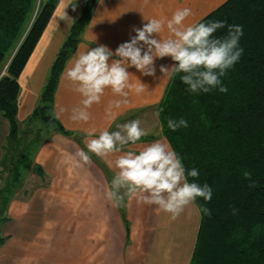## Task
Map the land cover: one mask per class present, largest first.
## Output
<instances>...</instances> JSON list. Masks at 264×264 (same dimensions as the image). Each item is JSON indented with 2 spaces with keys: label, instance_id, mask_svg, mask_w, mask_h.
I'll return each mask as SVG.
<instances>
[{
  "label": "crops",
  "instance_id": "crops-1",
  "mask_svg": "<svg viewBox=\"0 0 264 264\" xmlns=\"http://www.w3.org/2000/svg\"><path fill=\"white\" fill-rule=\"evenodd\" d=\"M83 2L59 0L18 78L16 118L23 129ZM225 2L97 0L81 40L59 77L53 99V112L59 107L66 109L57 120L72 135L43 130L10 193L0 195V264H190L201 219L195 203L175 220L170 214L158 212L157 206L135 199H126L125 206L115 207L104 195L117 171L109 167L115 157L88 153L91 163L84 164L76 156L80 150L87 152V132L92 128L97 134L105 128L115 131L117 124L134 119L141 121L148 135L137 145L128 146L131 150L138 151L156 141L168 144L161 134L156 109L170 81L160 72V66H171L173 61L170 57L157 59L155 76H143L134 67L129 68L133 82L138 77L145 90L130 92L128 103L113 108L114 120L107 114L109 102L122 98L106 90L101 102L89 110L91 120L87 124L69 118L81 97L63 73L79 51L101 44L115 51L135 36L134 28L143 27L148 19L171 18L174 11L187 7L192 15L185 23L194 24ZM65 16L68 18L62 19ZM167 34L165 30L163 35ZM7 135V123L0 114V159ZM34 166L40 168V174Z\"/></svg>",
  "mask_w": 264,
  "mask_h": 264
},
{
  "label": "trees",
  "instance_id": "trees-1",
  "mask_svg": "<svg viewBox=\"0 0 264 264\" xmlns=\"http://www.w3.org/2000/svg\"><path fill=\"white\" fill-rule=\"evenodd\" d=\"M58 2L0 0V114L8 127L4 149L9 157L3 188L12 189L17 182L28 158L27 143L38 142L43 130L72 135L51 115L53 99L97 0H84L24 129L16 118L18 78ZM211 21L226 22L225 28L215 33L217 37L225 36L230 25L243 30L239 40L242 55L222 78L227 91L221 93L217 88L190 93L176 75L170 78L157 106V117L161 134L186 170H198L195 182L212 188L211 201L197 198L195 202L198 210L207 207L211 214L199 210L190 264H264V0H226L198 23ZM169 118H184L188 127L172 131L167 126ZM23 138L20 145H26L27 150L13 161ZM34 167L40 174V168ZM245 170L251 173V180L243 176Z\"/></svg>",
  "mask_w": 264,
  "mask_h": 264
},
{
  "label": "clouds",
  "instance_id": "clouds-1",
  "mask_svg": "<svg viewBox=\"0 0 264 264\" xmlns=\"http://www.w3.org/2000/svg\"><path fill=\"white\" fill-rule=\"evenodd\" d=\"M191 15V9L185 7L174 11L171 18L148 19L143 27L134 28L135 36L121 43L115 51L103 44L79 51L63 73L72 90L81 97L79 106L71 110L69 118L87 124L91 120L89 110L99 104L110 89L114 96L122 98L109 102L107 114L114 120L113 108L128 103L130 92L139 94L145 90V84L138 77L133 82V74L128 69L134 67L143 76H155V61L165 57H170L173 63L161 65L160 72L169 78L179 75L190 93H209L217 88L221 93L226 92L222 78L242 55L243 49L239 46L242 26L230 25L225 36L217 37L215 33L225 28L226 22L186 24ZM165 30L166 36L163 35ZM65 111L59 107L51 115L59 119ZM159 114L158 111L156 115ZM167 126L177 131L187 128L188 122L184 118H169ZM116 129L105 128L97 134L92 128L87 132V152L76 153L84 164L91 163L88 153L101 158L115 157L109 161V167L117 171L104 193L115 207L125 206L126 199L129 202L135 199L138 203L157 206L158 212L170 214L175 220L197 198L211 201L212 188L195 182L198 170H186L182 159L168 144L156 141L138 151L128 147L137 145L148 135L139 119L117 124ZM243 176L251 180L247 170ZM250 186H254V182ZM199 210L211 214L207 207Z\"/></svg>",
  "mask_w": 264,
  "mask_h": 264
},
{
  "label": "rangeland",
  "instance_id": "rangeland-1",
  "mask_svg": "<svg viewBox=\"0 0 264 264\" xmlns=\"http://www.w3.org/2000/svg\"><path fill=\"white\" fill-rule=\"evenodd\" d=\"M36 123V122H35ZM24 139L25 138H23V141H21V142H19L18 144H19V146H18V150H17V152L15 153V157L13 158V161L14 160H16V159H18V158H20V156H21V154L22 153H24L25 152V149L27 150V147H26V145L24 146V145H20V144H23L24 143ZM17 144V145H18ZM34 146H35V144L33 145V144H30L29 146H28V149H29V153H28V158L27 159H30L29 157H31V155H32V153H33V149H34ZM5 149H4V147H3V150H2V159H0V179H1V184H0V195H6V194H8L9 192H10V190L11 189H9V187L7 186L6 188H2V181H3V178L8 174V171H7V161L9 160V157L7 156H5ZM24 164H26V163H24ZM4 168V169H3ZM22 168V167H21ZM3 169V170H2ZM23 176H24V171H23ZM29 176V173H27L26 174V176H25V179H26V177H28ZM2 204H3V202H2V200H1V196H0V207H2Z\"/></svg>",
  "mask_w": 264,
  "mask_h": 264
},
{
  "label": "water",
  "instance_id": "water-1",
  "mask_svg": "<svg viewBox=\"0 0 264 264\" xmlns=\"http://www.w3.org/2000/svg\"><path fill=\"white\" fill-rule=\"evenodd\" d=\"M7 177H8V174L3 178L2 185H1L2 188H3V186L5 185V181H6Z\"/></svg>",
  "mask_w": 264,
  "mask_h": 264
}]
</instances>
